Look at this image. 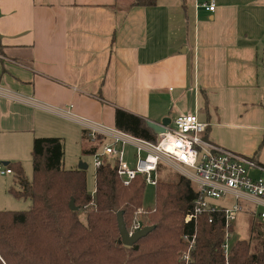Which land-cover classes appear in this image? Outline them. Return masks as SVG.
<instances>
[{
  "label": "crops",
  "instance_id": "0c3cea01",
  "mask_svg": "<svg viewBox=\"0 0 264 264\" xmlns=\"http://www.w3.org/2000/svg\"><path fill=\"white\" fill-rule=\"evenodd\" d=\"M131 1L0 0V162L54 136L78 168L83 132L108 135L120 107L196 113L206 138L264 164V0Z\"/></svg>",
  "mask_w": 264,
  "mask_h": 264
},
{
  "label": "trees",
  "instance_id": "16d2710c",
  "mask_svg": "<svg viewBox=\"0 0 264 264\" xmlns=\"http://www.w3.org/2000/svg\"><path fill=\"white\" fill-rule=\"evenodd\" d=\"M157 0H132L130 6H153ZM116 128L139 138L156 141V134L143 117L120 107L115 111ZM83 154L93 155L105 136L92 139L82 134ZM264 146V137L260 144ZM33 176L21 162H7L18 187L11 191L29 199L26 210H0V264H181L189 253L191 264H264V225L255 223L258 249L242 239L225 257V217L222 211L204 212L186 220L199 191L190 179H158L155 206L143 209L147 182L139 174L125 184L117 166L105 163L95 171V192L87 189L86 169H67L61 137H36L32 148ZM164 165H159V174ZM160 178V177H159ZM71 199L80 207L72 210ZM142 212L138 214V210ZM86 213V222L79 217ZM123 211L130 231L139 221L153 230L134 245L123 244L117 213ZM187 235L194 239L192 246Z\"/></svg>",
  "mask_w": 264,
  "mask_h": 264
},
{
  "label": "built area",
  "instance_id": "2783aa9c",
  "mask_svg": "<svg viewBox=\"0 0 264 264\" xmlns=\"http://www.w3.org/2000/svg\"><path fill=\"white\" fill-rule=\"evenodd\" d=\"M216 0H208L203 6L216 9ZM167 132L159 134L156 141L139 138L118 128L106 129L109 142L102 145L92 156L97 168L105 163L117 166L118 174L125 184L141 174L147 184L156 185L159 165H171L190 179L199 191L193 211L187 212L189 221L204 212L222 211L225 217V240L223 249L228 260L232 246L228 238L233 229L232 219L235 213L248 203L260 207L257 215L264 220V164L253 156L226 149L206 138L208 124L196 113L182 114L176 117ZM105 130V129H104ZM97 133L92 131L94 139ZM135 149L133 162L127 160L126 147ZM12 168L0 162V174H11ZM234 200L232 206L218 205L219 199ZM138 221L131 233L142 228ZM185 240H190L184 235ZM194 242L190 240V246ZM189 253H185L181 264H191Z\"/></svg>",
  "mask_w": 264,
  "mask_h": 264
},
{
  "label": "rangeland",
  "instance_id": "374dc122",
  "mask_svg": "<svg viewBox=\"0 0 264 264\" xmlns=\"http://www.w3.org/2000/svg\"><path fill=\"white\" fill-rule=\"evenodd\" d=\"M171 119V118H170ZM174 120L171 119L170 126L173 124ZM76 149V144L74 143L71 145V148H69L67 152L68 158H74V152L73 149ZM102 149V146L100 150ZM127 150V160L128 162L132 163L134 159L133 153L135 152V149L132 147H126ZM80 161L85 162L88 164L87 170V189L89 192L93 193L95 190V171L96 167L94 165V158L92 155L83 154V152L80 154ZM78 161V162H80ZM26 175L29 179L33 176V166H32V158L31 154L27 157V161H23L21 163ZM160 178L161 180H169V181H177L180 176H183L177 168L171 166V165H164L163 169L160 172ZM264 176V175H263ZM18 183L15 180L14 174H0V210H26L31 207V201L29 199L19 198L14 195V193L11 191L12 187H18ZM155 192L156 187L155 185L147 184L145 188V194H144V201H143V209L147 207L153 208L155 206ZM219 203L222 202V204H227L228 206H232V198H229V201L226 202L224 199L217 200ZM260 207H257L254 204L248 203L245 205V208H243L241 211L235 213L232 223H233V229L230 233V236L228 238V243L230 246H233L237 241L246 239L251 241V249L255 250L259 247V240L257 239L256 232L257 228H254L253 226L255 223H259V225H264V220L261 219L257 213L260 212ZM144 213L142 212V208L138 210V214ZM79 217L82 221L86 222V213L85 211L81 210L79 213Z\"/></svg>",
  "mask_w": 264,
  "mask_h": 264
},
{
  "label": "water",
  "instance_id": "95a60500",
  "mask_svg": "<svg viewBox=\"0 0 264 264\" xmlns=\"http://www.w3.org/2000/svg\"><path fill=\"white\" fill-rule=\"evenodd\" d=\"M148 126L156 133V134H163L167 132V127L171 123L170 118H165L161 123H157L155 121L147 120ZM8 161H5L4 164H7ZM79 169H87L88 164L85 162H80L78 165ZM69 206L72 210H79L80 207L75 204V200L71 199ZM117 219H118V226L119 231L121 235V240L123 244L127 246L134 245L138 240H140L142 237L146 236L148 233H150L154 226H143L139 230L131 233L126 226L125 220H124V214L123 211H119L117 213Z\"/></svg>",
  "mask_w": 264,
  "mask_h": 264
}]
</instances>
